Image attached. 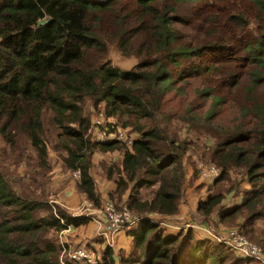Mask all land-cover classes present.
Here are the masks:
<instances>
[{
	"label": "trees",
	"instance_id": "trees-1",
	"mask_svg": "<svg viewBox=\"0 0 264 264\" xmlns=\"http://www.w3.org/2000/svg\"><path fill=\"white\" fill-rule=\"evenodd\" d=\"M110 47L136 63L114 66ZM97 107L129 143L91 138ZM0 142V264H61L58 233L90 219L48 200L49 149L93 207V158L119 153L108 196L140 218L124 264H259L150 215L178 213L196 156L219 175L195 211L264 251V0H0Z\"/></svg>",
	"mask_w": 264,
	"mask_h": 264
},
{
	"label": "rangeland",
	"instance_id": "rangeland-1",
	"mask_svg": "<svg viewBox=\"0 0 264 264\" xmlns=\"http://www.w3.org/2000/svg\"><path fill=\"white\" fill-rule=\"evenodd\" d=\"M108 57L114 66L119 67L121 69H130L136 63V59L133 56H123L114 47L109 48ZM87 114L89 115L91 120L90 136L93 140H100L106 137L115 136L117 139H121L124 141L126 140V143H129L128 142L129 139L134 137V134L129 130V127L123 128L121 126H116V128H114L112 132L108 133L107 129L109 130L110 125H107L106 123L113 122L115 119L112 117L103 118L102 112L100 111L99 107L92 110L87 109ZM4 151H5L4 146L0 142L1 163L5 162ZM49 153H50V157H52L51 159L52 168H51V178H50V192L52 194L48 196V200L50 202H54L55 199L64 200L67 195H72V194L79 198L78 194L80 193L76 189V176L74 175V172L66 171L64 169L59 168L58 164L54 162L55 152H53L52 149H49ZM118 159H119V153L117 151L106 152V153L98 152L95 154L90 172L95 181L99 193H100L99 186L102 184L103 180L104 179L108 180L105 177L104 167H106L109 163L111 164L116 163ZM183 164L185 168V182L183 185V194L179 202L178 213L174 216H166L162 218L156 215H150V218L154 220L158 219L160 227L164 228L166 231H171V232L177 231V228H175L176 226H181L180 227L181 229L187 230V227L185 225L189 223L190 225H194L191 228L193 237H197L202 241H209L210 243L216 241L221 243L223 247H227L228 244L225 243L224 241L231 240L232 236H230L229 233L230 230H233L238 234L240 233L237 230V226L232 224H223L216 222L215 220H213L216 218L217 216L216 214L212 215L213 219L204 221L203 218L200 215H198V213L195 211L196 203L198 199H202L206 196V194L208 193L206 187L210 185L212 181V177L203 175L201 170L205 165H208V163L199 161L196 156H190L184 158ZM7 173L11 175V168L7 171ZM23 174H24L23 167L20 166L18 167L17 172L14 173V177L15 178L20 177ZM23 183L24 185H26L27 181L24 180ZM243 185L244 182H242L241 186L243 187ZM149 190L150 188L144 189L143 192L146 194V192H149ZM239 190L240 189H238V191ZM81 196L84 197V195ZM107 197L108 199H110L108 194ZM241 197H242L241 192L234 191L233 193L230 194V197L228 196V200L225 201L224 204H226L225 206L227 207H231L232 205L237 203ZM51 199L54 200L52 201ZM79 199H80L79 203H82L81 198ZM61 207L63 208V206ZM91 210H92L91 207L86 206V204L80 205L79 208L77 209V211H80L85 216L87 215L90 216V214L88 213H91L92 212ZM180 210H182V212H179ZM258 223L262 224L261 221H259ZM85 224H87V222ZM245 238L248 240L247 237ZM231 249L235 251L233 248ZM235 252L238 253L237 251ZM263 257H264V251H263ZM251 261L256 262L257 260L253 259Z\"/></svg>",
	"mask_w": 264,
	"mask_h": 264
},
{
	"label": "built area",
	"instance_id": "built-area-1",
	"mask_svg": "<svg viewBox=\"0 0 264 264\" xmlns=\"http://www.w3.org/2000/svg\"><path fill=\"white\" fill-rule=\"evenodd\" d=\"M107 138V137H106ZM106 138L100 139L104 140ZM129 142V141H128ZM202 174L216 178L219 175V170L212 165H205L202 169ZM76 178H78V172H74ZM92 211V210H91ZM98 212L104 217V222L101 219H96L97 224V235L104 238L108 245L111 246L117 233L126 230L127 228L135 225L139 217H135L131 214L127 206L117 207L114 202L110 199H105L100 205ZM80 211H77L73 215H81ZM87 215L90 219L94 218V212L92 211ZM186 227H193L187 223ZM181 226H176L175 228L181 229ZM67 229V228H66ZM231 240L224 241L227 243L230 248H233L241 256L249 257L256 259L260 264H264V257L262 249L254 243L248 241L241 234L236 233L233 230H230ZM62 251L60 254V263L61 264H96L98 261H101V258L94 257L87 249L84 247H75L72 249H66L62 245Z\"/></svg>",
	"mask_w": 264,
	"mask_h": 264
},
{
	"label": "crops",
	"instance_id": "crops-1",
	"mask_svg": "<svg viewBox=\"0 0 264 264\" xmlns=\"http://www.w3.org/2000/svg\"><path fill=\"white\" fill-rule=\"evenodd\" d=\"M113 188L114 183L111 180H103L102 184L99 186L101 203L105 199H108L107 194L109 191L113 190ZM78 195L82 203H79L80 199L73 194L67 195L64 200L55 199L54 202L63 206L70 214L76 213L80 205L86 204V206L91 207L94 212V218L89 219L87 224L69 226L67 229H63L58 233L59 244L64 245L66 249L84 247L94 257L101 258V261H98L96 264H124L123 259L129 255L133 239L127 236L124 230L117 233L112 245L109 246L104 238L97 235L96 231V219H101V221L104 222V217L98 212L100 206L93 207L91 202H88L85 197L81 196L82 194ZM179 212H182V210Z\"/></svg>",
	"mask_w": 264,
	"mask_h": 264
},
{
	"label": "water",
	"instance_id": "water-1",
	"mask_svg": "<svg viewBox=\"0 0 264 264\" xmlns=\"http://www.w3.org/2000/svg\"><path fill=\"white\" fill-rule=\"evenodd\" d=\"M47 20H48V18L43 19V20H40V21L38 22V24H42V23H44V22L47 21Z\"/></svg>",
	"mask_w": 264,
	"mask_h": 264
}]
</instances>
